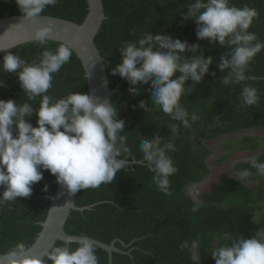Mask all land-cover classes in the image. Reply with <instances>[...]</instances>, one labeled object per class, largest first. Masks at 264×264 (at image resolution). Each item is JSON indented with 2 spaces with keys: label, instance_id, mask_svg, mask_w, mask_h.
Masks as SVG:
<instances>
[{
  "label": "trees",
  "instance_id": "trees-1",
  "mask_svg": "<svg viewBox=\"0 0 264 264\" xmlns=\"http://www.w3.org/2000/svg\"><path fill=\"white\" fill-rule=\"evenodd\" d=\"M107 18L96 36V43L105 59L111 88L119 85V92L112 96L117 119L125 121L124 132L133 157L126 169L117 172L110 184L98 188L81 189L76 199L77 206L91 205L84 210H72L65 229L72 235H87L111 244L120 249L111 254L97 246L99 264H216L211 253L215 248L231 244L225 235L239 238H252L264 228V177L257 176L256 169L249 161H239L234 171L250 169L252 175L247 180L257 182L255 186L229 175L218 179L212 189L204 190L199 198L190 194V187L203 182L212 173L208 160L214 150L206 145L219 137L230 136L250 130H264V50L254 58L246 75L254 79L246 80L257 88L259 103L241 107L240 94L244 84L225 86L222 78L228 69L221 71V57L230 52L228 45L218 41L199 39L195 18H185L189 5L196 0H103ZM237 7L248 5L259 12L249 31L256 33L264 41V0H231ZM88 13L87 0H59L55 6H48L42 15H50L82 23ZM5 14L23 15L15 0H0V18ZM163 34L173 39L187 41L190 45L199 44L196 53L186 51L182 55L211 56L209 73L196 83L189 79L185 87L191 88L181 98V103L189 113L197 112L201 120L191 129L181 126L179 139L175 141L177 151L171 153L179 171L170 177L171 195L160 192L153 183V173L143 167L139 152V137L153 139L159 134L171 138V121L152 101L151 82L130 85L117 73L112 74L122 60L120 48L130 40H137L144 34ZM58 41L40 46L33 42L20 44L11 50L26 63L39 58L45 48L55 51ZM5 52H0V99H14L18 103L27 100L21 88L18 75L2 69ZM182 75L177 72L173 78ZM53 86L48 94L56 98L70 92L88 93V82L81 60L73 51L69 63L53 74ZM130 87L140 89L133 95ZM40 97L31 101L38 108ZM144 101L147 108L140 107ZM151 109V111H150ZM219 117V119H217ZM37 126L38 116L34 112L26 118ZM264 137L244 135L236 143L221 144L232 149L215 158L214 165H222L234 154L244 156L264 148ZM264 150V149H263ZM123 159L124 157H119ZM264 162V152L258 155ZM56 176L45 170L41 181L33 185L29 197H20L15 202L0 206V253L9 251L18 241L28 248L35 242L50 206V196L57 188ZM47 185V191H45ZM0 187V194L3 192ZM202 204L196 212H191L194 203ZM188 240L189 249L181 251L179 244ZM63 241H57L59 246ZM197 246L194 248V244ZM75 247V245H72ZM51 264V261L48 262Z\"/></svg>",
  "mask_w": 264,
  "mask_h": 264
},
{
  "label": "clouds",
  "instance_id": "clouds-1",
  "mask_svg": "<svg viewBox=\"0 0 264 264\" xmlns=\"http://www.w3.org/2000/svg\"><path fill=\"white\" fill-rule=\"evenodd\" d=\"M15 2L24 18L35 19L48 6L55 7L59 0ZM189 9L185 18H195L199 39L218 41L221 46L231 48L219 64L221 71L229 70L222 84H244L254 79L246 73L257 54L264 50V41L249 31L259 16L257 9L248 5L237 7L231 0H196ZM53 31L52 24L36 28L32 42L40 46L50 44ZM57 44L55 51L45 48L38 60L33 59L30 64L19 55L3 50L6 54L2 69L18 75L27 100L18 103L14 99H0V187L4 189L0 206L29 197L45 170H50L57 182L73 194L110 184L119 170L129 166L128 161L133 157L124 132L125 121L117 119L112 104L96 102L86 92H70L55 100L48 94L53 86V74L70 62L74 51L68 43L58 41ZM199 48V44L190 45L179 38L144 34L138 41H127L120 48L122 60L112 69L113 75L118 73L130 85L151 82L155 107L171 121L178 122L168 124L170 139L159 134L153 139L139 137L141 163L154 174L153 183L165 195L172 194L170 177L179 171L171 153L177 151L175 141L179 139L181 126L191 129L202 118L195 111L189 113L181 103V98L192 90L185 87L186 82L191 79L199 83L209 73L213 62L211 56L194 55L189 59L182 55L189 50L196 53ZM177 72L182 75L173 78ZM129 91L139 95L141 90L130 87ZM37 97L41 98L40 104L34 108L30 102ZM240 100L241 107L257 105L260 100L257 88L244 84ZM140 107L148 106L141 101ZM34 112L38 116L37 126L26 119ZM121 156L124 158L118 160ZM248 161L256 169L255 174L264 177V162H260L258 156ZM250 175L247 168L236 173L240 181ZM44 190L47 191V185ZM200 207L202 204L194 203L190 211L196 212ZM225 239L233 242L212 251L216 264H264V228L252 238L225 235ZM189 245L190 242L184 240L179 249H189ZM96 248L95 241L81 235L79 239L70 238L53 246L40 258L25 255L28 246L18 241L7 252V264H48L49 261L51 264H99Z\"/></svg>",
  "mask_w": 264,
  "mask_h": 264
},
{
  "label": "water",
  "instance_id": "water-1",
  "mask_svg": "<svg viewBox=\"0 0 264 264\" xmlns=\"http://www.w3.org/2000/svg\"><path fill=\"white\" fill-rule=\"evenodd\" d=\"M88 13L82 23L69 19L42 15L35 19H26L23 15L5 14L0 18V52L14 50L16 46L32 42L36 28L52 24L53 33L50 39L62 41L73 47L75 53L81 60L87 73L88 93L96 102H107L112 104V96L119 92V85L111 88L109 75L105 65V59L96 43V36L99 33L104 20L107 18L103 0H87ZM14 45V46H13ZM13 46V47H12ZM5 85L0 82V86ZM117 159H121L117 157ZM241 161H248V158ZM131 161L128 163H134ZM57 188L50 196V206L44 221L40 222L42 229L35 242L28 248L25 255L45 257L57 241L68 239H79V235H72L66 232L65 225L72 210H84L91 205L77 206L78 193L69 194L57 180ZM192 195V192L190 191ZM198 199V196H193ZM89 237V236H88ZM96 242V245L108 251H119L114 242L104 243L95 238L89 237ZM197 244H194V248ZM0 264H7V254L0 253Z\"/></svg>",
  "mask_w": 264,
  "mask_h": 264
},
{
  "label": "rangeland",
  "instance_id": "rangeland-1",
  "mask_svg": "<svg viewBox=\"0 0 264 264\" xmlns=\"http://www.w3.org/2000/svg\"><path fill=\"white\" fill-rule=\"evenodd\" d=\"M256 135V136H260V137H264V130H250V131H245V132H240L234 135H230V136H223V137H219L216 138L214 140L211 141H206V145L208 147H210L211 149L214 150V155L212 157H210V159L208 160L210 166L212 167V170H217L218 173L215 174V171H213L214 173H212L206 180H204L201 183L195 184L193 186L190 187V191L192 192L193 195L195 196H199L200 193H202L204 190L207 189H212L214 187V185L216 184V182L218 181V179L220 177H222L223 175H229L231 177L237 178L236 173L234 171V165L238 162L241 161L243 159H247L250 158L252 156H258L259 154L264 152V148H261L259 151L251 153L250 155L244 156V155H237L234 154L232 155L230 158H228L227 160L224 161V163L222 165H214L213 161L215 158H218L220 156H223L224 153L227 152H231L232 149H225L221 144H223L224 142H231V143H236L239 139V137H242L244 135ZM262 144H264V140H261ZM246 162V161H243ZM244 183L248 184L249 186H255L257 185V182L255 181H250V180H242ZM264 213V209L260 212Z\"/></svg>",
  "mask_w": 264,
  "mask_h": 264
},
{
  "label": "flooded vegetation",
  "instance_id": "flooded-vegetation-1",
  "mask_svg": "<svg viewBox=\"0 0 264 264\" xmlns=\"http://www.w3.org/2000/svg\"><path fill=\"white\" fill-rule=\"evenodd\" d=\"M235 166V165H234ZM218 173V171L217 170H215V174H217ZM219 174V173H218Z\"/></svg>",
  "mask_w": 264,
  "mask_h": 264
}]
</instances>
